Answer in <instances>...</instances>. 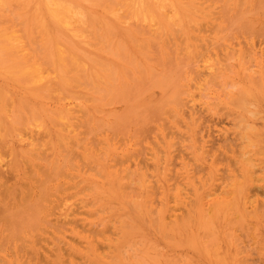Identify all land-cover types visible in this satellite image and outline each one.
Listing matches in <instances>:
<instances>
[{"label":"rangeland","instance_id":"rangeland-1","mask_svg":"<svg viewBox=\"0 0 264 264\" xmlns=\"http://www.w3.org/2000/svg\"><path fill=\"white\" fill-rule=\"evenodd\" d=\"M260 1L153 0L155 10L149 17L154 23L149 17L139 23L143 40L154 44L153 52L140 50L150 55L146 59L151 63L160 47L171 55L184 75L178 82L180 95L165 100L159 89L144 88L145 93H136L129 103L122 102L125 105L110 104L114 111L135 108L139 114L129 117L131 112L124 111L135 124L125 115L128 123L123 122L120 131L102 127L88 133L81 105L91 106L93 101L65 93L53 74L44 73L50 78L33 88L30 77L24 76L25 85L24 77L15 75L18 70L0 67V264H132L131 254L144 249L140 243L145 242L158 255L155 264H219L213 258L218 246L227 264H232L227 249L234 254V264H264V3ZM243 89L249 95L241 111L234 101ZM61 105L79 127L67 138L54 132ZM243 125L250 127L245 129L249 132ZM28 147L34 149L31 154ZM60 155L70 164L49 170L47 165ZM209 193L216 196H206ZM214 196L228 202L219 215L215 208L210 211L217 201H212ZM24 208L25 214H19ZM34 211L38 215L25 224L26 214ZM21 214L28 218L24 225ZM13 215L19 223L13 217L8 221ZM229 229L232 235L226 236ZM208 240L220 243L213 248Z\"/></svg>","mask_w":264,"mask_h":264},{"label":"bare ground","instance_id":"bare-ground-1","mask_svg":"<svg viewBox=\"0 0 264 264\" xmlns=\"http://www.w3.org/2000/svg\"><path fill=\"white\" fill-rule=\"evenodd\" d=\"M152 1L153 0H0V67L4 68V70H12V71L18 70L19 72L17 71L15 74L17 76L30 77V79L28 81H29V83L32 84L33 88L35 87V85L37 83H40V82L50 78V77L47 78V76H45L44 73L48 72V74H46V75H49V76H50L49 73H51V76L53 74L52 79H54L56 81V84L61 86V88H62L61 90H63L65 93H67L71 97L76 96V98L77 97H80V98L85 97V99H86L87 96H89L91 101H93V103H92L93 105H91V106H85L83 104L82 105L80 104L82 106L81 109L85 108V111H86V117H85L86 122L84 121V123L86 126V130L88 129L87 130L88 133L89 132L91 133L92 131H93V133H97V131L99 132L103 128H105V130L110 128V129H113V131H114V127H118V128H115V131L116 130L120 131L121 129H123L122 127L125 125L124 123H126L125 122V115L127 117L128 114H124V111H126L125 108H123V109H125L124 111L123 110L114 111L112 109V107H109L110 104L119 103V104L125 105V104L129 103L128 101L131 100L133 97L135 98L136 93H138V94L145 93V91L147 89L151 90V92L153 90H155L156 88H157L156 91L159 89L161 91V95H160L161 97L159 95L158 96L160 98H165V100H166V98L167 99L168 98L169 99L170 98L175 99L177 96L179 97V95H180L179 94L180 87H178V82H180V80H181V75H182L183 71L179 67V64H177V62L173 61V58L171 57V55L167 51H165L162 47H160V50L158 49L159 52H157L158 50H156L157 56L155 54H153V56L155 55L157 57V58H155L153 63H151L152 62V61H150L151 59L150 60H149V58L146 59L147 58L146 55H148L149 57H150V55L146 54L145 50H144L145 53L140 50V49H148L149 51L153 52V50H151L150 48L154 47L153 46L154 44H152L151 41L149 44V43H146L147 41L145 42L143 40L145 33L140 27L141 24L139 25L140 21L143 25L142 21L148 20L147 18L155 10L156 4L154 2V4H155L154 5L152 3ZM262 1H260V2L264 3V0H262ZM258 4H259V2H258ZM257 8H259V6ZM163 9H164V7H163ZM163 9H162V11H163ZM122 10L125 13V15H123V16L121 15L123 12L122 13L120 12ZM166 10H167V8H166ZM167 11L165 12L166 14L164 15L166 18L169 16V15L167 16ZM240 12H242V11H240ZM171 13H173V12H171ZM237 13H238V11H237ZM246 13H248V11ZM240 14H242V13H240ZM228 15L229 14H227V16ZM238 15H239V13H238ZM245 16H247V14ZM251 16L252 15H250V17ZM150 17H152V16H150ZM150 17H149V19H150ZM153 18H155V17L153 16ZM176 18H177V15H176ZM233 18L234 17L232 16V20H233ZM238 19H240V18H238ZM238 19H237V21H238ZM128 20L131 22H134V23H127L126 21H128ZM166 20H168V19H166ZM149 21H150V23L153 22V20L151 21V19ZM169 22H170V20H169ZM239 22H241V21H239ZM243 22H245V20ZM247 22L248 21H246V23ZM144 23H146V22H144ZM249 23H250V21H249ZM170 24H171V22H170ZM233 25L231 23V26H233ZM242 25H246V24H241V27H242ZM144 26H145V24H144ZM146 26H148V24ZM247 28H248V26H247ZM144 29H146V28L144 27ZM151 31H153V30L151 29ZM146 33H147V31H146ZM148 40H150V39H148ZM154 42L157 43L156 40ZM159 44H161V42H159ZM159 44L157 43L156 45H159ZM148 50H147V52L150 53ZM168 50H169V48H168ZM150 54L152 55V53H150ZM177 61H180V60L177 58ZM181 63H180V65H181ZM184 66L185 65H183V67ZM205 66H206V64H205ZM251 68H252V65L250 67H248L249 72H250ZM210 69H211V67L209 68V71H210ZM246 70H247V67H246L245 71ZM184 72H185V70H184ZM209 74H213V71H212V73H209ZM12 75H14V74H12ZM182 76L184 77V75H182ZM247 77H248V75L246 74V78ZM52 79L50 81H52ZM23 80H24V82L21 79V81L25 84V82L27 81V80L25 81V77ZM29 83H28V85L31 86V84H29ZM51 83L49 82V85ZM53 83H55V82H53ZM73 83H75L76 85H74ZM144 88L145 89L147 88V89L143 90ZM248 92H249V90H244V89L242 90V92L239 91V94L237 95V97L238 96L239 97L235 98V101L233 100L236 103V106L241 108V111L242 110L244 111L245 101L247 102L246 98H248V95H249ZM146 94H148V93L146 92ZM224 94H225V92H224ZM151 95H152V93H150L149 97ZM64 96H65V94H64ZM141 97H142V95H141ZM68 98H66V99H68ZM73 98H75V97H73ZM90 99H88V100L90 101ZM176 99H178V98H176ZM160 100H162V99H160ZM125 101H127V103L123 104L122 102H125ZM69 102H70V100H69ZM69 102H68V104H69ZM84 102L86 103V101H84ZM84 102H82V103H84ZM162 102H164V101H162ZM167 102H168V100H167ZM63 103H65V102H63ZM158 103H159L158 105H162V104H160V102H158ZM119 104H118V106H119ZM151 105H153V104H151ZM164 105H166V103ZM128 106H129V104H128ZM136 107H137V105H136ZM248 107H249V104H248ZM151 108H153V107H151ZM151 108H150V110H151ZM136 109H138V108H136ZM157 109H158V107H157ZM132 110L126 111L128 113H130V112L134 113V114L130 113L129 117H131V116L135 117L134 115H137V114H135V111H136L135 108H133ZM160 110H161V108H160ZM70 111H69V113H70ZM82 111H84V110H82ZM143 111H144V109H143ZM154 111L152 114L155 113ZM41 112L47 118L50 116V112H48L45 109H43V110L41 109ZM72 112H73V110H72ZM245 113H246V111H245ZM142 114H144V113L142 112ZM53 115H54V113H53ZM71 115H72V113H71ZM156 115H157V113H156ZM83 116H85V115H83ZM56 117L57 118L54 119V122H56L57 125H55L56 127L54 126V128L55 129L58 128V129L54 132L58 133V136H60V134L61 135L65 134L66 138H67L73 132L75 134V131L79 127L78 128L74 127V125L78 126L76 124L77 123L76 121H78V120L74 121V123L76 122L74 125H73V123L70 122V118L67 116V111H65L64 105H61L59 107V111L57 112ZM128 119L129 118L127 117L126 121H128ZM133 119H135V118H133ZM133 119H131V120H133ZM71 120H73V119H71ZM50 122L53 124V119ZM128 122H131V121H128ZM122 123L124 125H122V127H121ZM80 124H79V126H80ZM131 124H132V122H131ZM133 124H135V123L133 122ZM127 126H129V124ZM127 126H126V128H127ZM243 126H244V130L249 127L248 125H243ZM120 127H121V129H119ZM75 128H76V130H75ZM126 128H125V132L127 131ZM241 130L243 131V128ZM245 131L247 133L248 130H245ZM110 132H112V131H110ZM125 132L123 131V135L125 134ZM116 134L117 133H115L114 135H116ZM111 138H113V137H111ZM65 140H67V139H65ZM75 143H76V141H75ZM60 145H61V143H60ZM83 149L85 151H88L90 148L84 147ZM31 151H34V149L31 147H28V153L31 154ZM110 152L113 154V151L111 149H110ZM22 154H24V156H25L26 150H25V152H22ZM87 156H88V154H87ZM68 164H70L69 159L66 156L61 157V155H60V156L54 157L47 166L49 167V170L54 172V170H56L57 168H58V171L61 168L63 169L64 167L66 169L67 168L66 166ZM96 165H99V164H97V162H96ZM48 172L46 171L47 174H48ZM53 172L49 173V175L50 174L52 175ZM56 173H58V172H56ZM106 174H107V176H111L112 171L108 170V171H106ZM2 176H4V175L2 174ZM55 176H56V174H55ZM55 176H54V178H55ZM51 177H53V176H51ZM59 177H61V176H59ZM41 186H42V184H41ZM92 187L96 188V184ZM43 193H42V195L44 196L45 194H43ZM94 193H96V192H94ZM213 195L216 196V194H214V193H209L206 196L211 197ZM215 196H214V198H212V201L217 200ZM232 198L234 200V195ZM248 198H249V195L247 193L246 197H245V201H244L245 204H247ZM40 199L42 200V198H40ZM37 200H39V198ZM219 201L220 200L213 202L212 206H214V207L211 206L212 209L210 207V211L212 210L211 211L212 213H213V210H215V209H216L215 210L216 213H218L220 211L221 207L222 206L224 207L225 204L227 205V203H228L227 199H223L220 202ZM151 202H149V204H151ZM36 203H38V201ZM231 203H230V205H231ZM233 203H234V201H233ZM38 204H37V207L40 206V205L38 206ZM40 204L43 205V203H40ZM206 205H207L206 203L203 204V206H206ZM209 205H211V204H209ZM242 205H243V203H242ZM26 207H27V205H26ZM31 207H33V206L32 205L29 206V211H30ZM34 207H36V206H34ZM213 208H215V209H213ZM33 209L35 210V208H33ZM40 209H42V208H40ZM31 210H32V208H31ZM234 210H235V208H234ZM4 211H6V210H4ZM24 211H25V208L23 211L20 210L18 212L20 214V212L24 213ZM0 212H2V211H0ZM7 212H8V210H7ZM11 212L13 213L14 210L10 211V213ZM35 213L37 214V212H35V211H34V213L30 212V213L26 214V216L29 215L28 216L29 219L27 217H24L23 214H21L23 216V218L21 217L22 219H20L19 218L20 215L17 213V215L19 216V217H17V215H16V218H18V221L14 218L15 216L13 215V216H9V217H11V219H9L7 217L5 222H7L8 219H9L8 221L11 222L10 220H12L14 218L18 223L20 222V220H22L23 222L21 221L20 223H23V225H24V221L26 219H28V221L25 222V224L29 225L28 223L31 222L32 220H34V219H32V217H36V216H34ZM204 213L206 214L205 211H204ZM30 214L31 215L34 214V215L30 216ZM3 215H5V214H3ZM218 215H219V213H218ZM248 217H250V216H248ZM263 217H264V215H263ZM1 218H3V217H1ZM232 218H234V216ZM29 220H31V221H29ZM1 221H3V220H1ZM187 221L188 220H185V222H187ZM12 222L17 224V222H15L14 220ZM180 223H182V222H180ZM188 223H186V224H188ZM211 223H209V224L211 225ZM7 224H8V222H7ZM11 224H13V223H11ZM204 224H205V219H204ZM18 225H22V224H18ZM18 225H16V226L18 227ZM174 225H175V223H174ZM225 225H227V223ZM177 226H175V228ZM181 226L184 227L185 225L184 226L181 225ZM232 227H233V225H232ZM206 228H208V226ZM129 229H130V227L128 228V230ZM182 229H184V228H182ZM175 230H177V229H175ZM230 230H232V229H229V233H230ZM229 233L228 234L225 233V234H227L226 236L232 235V231H231L230 235H229ZM172 234H173V232H172ZM205 234H206V231H205ZM207 234H211V233H207ZM179 236H181V235H179ZM205 236H208V235H205ZM202 239H204V238H202ZM213 240H208V242L210 241L212 244ZM210 242H209V244H210ZM218 243H220V242H217L216 244H218ZM140 244L144 246V249H142V250L139 249L138 252L134 251L133 254L130 253L131 254V257H130L131 263L132 264H155V263H159L158 262V260H159L158 255L155 253L156 251L155 250L153 251V247H149L150 243L147 244L145 242V243H140ZM216 244L215 243L212 244L213 248L217 246ZM206 245H207V242H206ZM214 245H216V246H214ZM131 248H132V246H131ZM211 248L212 247L210 246V249ZM218 248H219V246H218ZM218 248H216L217 252H214L215 250L213 249L214 250L213 252L216 254L215 256H213V258L216 257L217 263H219V264H221V263L227 264V262H225L224 258L222 256H220V254H219L220 252H219ZM123 249H125V248H123ZM204 251L206 253L208 251V253H209V250H204ZM237 251H239V250H237ZM213 252H212V254H213ZM226 252L228 254L230 262L232 264H234L236 261L234 254L230 253L228 249L226 250ZM126 253H127V251H126ZM239 256H240V254H239ZM163 258H161V259H163ZM113 259H115V258H113ZM126 259H128V258H126ZM232 261H234V262H232ZM125 262H127V261H125ZM169 262H166V263L168 264ZM163 263H164V260H163ZM174 263H176V262H174Z\"/></svg>","mask_w":264,"mask_h":264}]
</instances>
